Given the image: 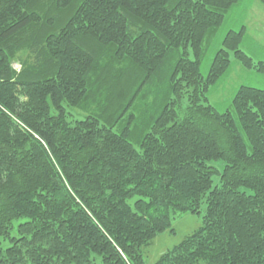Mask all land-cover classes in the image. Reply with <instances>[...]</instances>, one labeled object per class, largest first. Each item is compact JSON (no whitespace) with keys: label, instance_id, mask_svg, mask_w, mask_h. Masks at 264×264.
Returning <instances> with one entry per match:
<instances>
[{"label":"trees","instance_id":"obj_1","mask_svg":"<svg viewBox=\"0 0 264 264\" xmlns=\"http://www.w3.org/2000/svg\"><path fill=\"white\" fill-rule=\"evenodd\" d=\"M43 1L0 0V264H146L144 247L203 203L154 264H264V89L240 86L222 112L208 96L231 51L263 73L264 60L242 26L200 70L240 0ZM108 55L122 108L74 115Z\"/></svg>","mask_w":264,"mask_h":264},{"label":"rangeland","instance_id":"obj_2","mask_svg":"<svg viewBox=\"0 0 264 264\" xmlns=\"http://www.w3.org/2000/svg\"><path fill=\"white\" fill-rule=\"evenodd\" d=\"M45 1H47V4L50 3V0ZM45 1L43 2L46 3ZM242 26H245V36L241 47L250 56L255 58V60H264V4L260 0H240V2L229 9L223 24L210 33L205 41V52L200 66V70L205 76L209 73V68L216 52L219 48L223 47L222 41L226 36L225 34L230 31V29L239 30ZM23 44H20L22 46L18 48L16 53L19 61L16 60L14 65L17 69L21 64L20 60L25 59L28 52L27 47ZM190 50L191 57L193 58L192 49ZM109 57L110 56L108 55L106 59ZM230 58L232 59L231 70L222 76L219 82L212 86L208 92L209 102L221 112L229 108L231 109L233 97L240 86L246 84L264 89L263 72L242 66L236 60V57H234L233 51L230 52ZM106 59H103V61L97 66L95 81L92 82L94 83V88L92 87V90H88V96L82 100L80 105L75 104L69 108L74 115L81 118L86 117L88 113H93V107H97L96 103L100 104L101 107H105L108 103V108H113V110L122 108V104L126 99L124 98V94L119 92V86L116 84L114 85V79H111V84L107 81L109 79L107 73L110 72L109 65L113 63L114 60L111 61L110 59ZM106 86L109 87L110 93H107ZM127 94L126 95L129 97L130 92ZM137 101L138 100H136V103L130 108L131 111H134V105H136L138 108L137 113L141 116L139 102ZM88 104L90 105L87 108ZM127 115L128 112L127 114H124V117L120 122H122ZM224 165L225 162L216 161V166L219 170H223ZM217 178L218 177H215L214 181H217ZM205 210V203H203L201 213L199 214L185 212L176 215L172 220L174 231L172 232L169 229L158 234L147 246L144 247L146 264H154L162 253L168 251L171 247L180 243L181 240L192 234V231L197 229L203 223L202 219ZM201 264L206 263L202 262Z\"/></svg>","mask_w":264,"mask_h":264}]
</instances>
